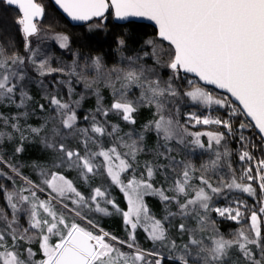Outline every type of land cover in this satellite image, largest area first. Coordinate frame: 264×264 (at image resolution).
I'll return each instance as SVG.
<instances>
[{"label": "snow or ice", "instance_id": "snow-or-ice-1", "mask_svg": "<svg viewBox=\"0 0 264 264\" xmlns=\"http://www.w3.org/2000/svg\"><path fill=\"white\" fill-rule=\"evenodd\" d=\"M54 2L74 21L95 18L102 25L109 12L120 21L146 19L156 26V38L145 41L147 49L122 55L120 63L111 67L99 56L83 64L77 57L71 65L53 67L39 46L32 47L31 38L41 37L39 21L44 7L37 0H3L18 9L15 24L28 55H9L0 45V105L17 109L7 114L0 111V149L5 141L18 136L21 143L15 152L20 153L23 141L35 136L50 150L51 160L48 165H34L39 175L36 182L24 176L18 165L5 160L0 151V165L23 180L17 187L14 177L0 169V177L13 184L11 189L0 184L4 201L0 206V264H165L161 249L173 264H264V158L253 156L249 148L257 145L252 136L244 134L254 128L264 143V0ZM53 38L61 49L68 48L67 35L55 34ZM118 43L123 48L124 40ZM28 65L39 77L56 73L68 77L54 80L51 92L45 88L48 114L39 126L26 123L33 100L22 83ZM161 69L169 70L167 78ZM182 73L194 74L205 85L225 90L240 107H233L226 97L213 95L196 81L187 80L188 88H183ZM73 78L97 100L95 109L82 116L79 110L85 94L72 99ZM39 83L44 86L43 80ZM56 84L66 86L68 99ZM101 84L110 90V106L104 104ZM185 98L204 108H228V119L193 112L185 114L181 123L179 104ZM39 108L46 111L44 104ZM141 108L153 109L154 118L140 131L133 127L120 135V125L107 120L114 113L135 126ZM233 117L250 120H240L234 129ZM189 124L222 126L226 133L191 132ZM149 132L156 137V147L153 159L145 161L140 171L138 156L145 151L143 142ZM226 135L238 136V159L254 161L255 174L248 166L237 177L230 160L232 151L222 144ZM201 137H207L206 144ZM173 143L185 148L191 145L211 155L195 168L171 155ZM160 159L168 163H159ZM177 166L182 167L178 175ZM70 172L75 176L69 178ZM96 177L101 181L93 186L91 181ZM81 181L89 185L88 194L80 190ZM112 186L123 193L127 210L111 198ZM232 191L259 195V211L250 210L241 200L216 206L218 197ZM38 193H46V197ZM146 196L159 199L163 208L160 217L148 207ZM92 213L121 215L127 239L100 228L90 218ZM212 213L240 227L225 236ZM138 229L152 242L151 250L140 247Z\"/></svg>", "mask_w": 264, "mask_h": 264}, {"label": "trees", "instance_id": "trees-1", "mask_svg": "<svg viewBox=\"0 0 264 264\" xmlns=\"http://www.w3.org/2000/svg\"><path fill=\"white\" fill-rule=\"evenodd\" d=\"M42 6L45 9V13L42 19V27H41V50L43 55L50 57V63L53 67H62L71 65L73 60L80 58L79 62L83 64L86 60H90L93 57H102L103 62L111 67L115 64L120 63L121 56H128L131 55L134 51H139L141 48L147 49V45H145V41L149 39L156 38L155 30L146 24L141 23H128L125 25H118L113 22L112 15L109 12L106 15V19L103 21L101 25V21H93L88 25L85 26H73L71 25L52 5L50 0H43ZM97 25H101L97 27ZM55 34H63L69 37V46L66 49H61L59 47V42L54 43L53 37ZM123 39L125 44L123 48L119 46V40ZM166 45V44H165ZM151 63V62H150ZM166 70H161L162 74H166ZM169 71V70H168ZM183 80L181 81L182 87L187 89V80L196 81L200 86H202L197 80L193 79L190 76H185L181 74ZM55 76V75H54ZM48 76L45 77L47 80L54 81L56 80V76ZM50 81L44 82V86L39 88V97H38V113H39V105H45V88L48 91L47 83ZM60 92L59 84L55 85ZM204 87V86H202ZM101 91L105 96L106 100L109 98L110 90L105 88L102 84L100 85ZM206 88L209 92L213 95L218 97L227 98L231 101L227 96L221 94L211 88ZM63 93V92H62ZM90 103H93L91 99L87 100L88 106ZM232 103V102H231ZM233 107L239 108L237 105L232 103ZM180 108V117L181 123H184L186 119L187 113H196L197 115H205V116H212V117H219L221 119H228V108L223 107H212V108H204L202 106L196 105L187 101L186 98L182 100L179 104ZM82 116L84 115L83 112H79ZM137 123L134 126L137 131H140L144 124H146L149 120L153 119V109L150 108H141L140 111L136 114ZM233 128H238L240 120H248L246 117H233ZM81 123H85L81 120ZM188 128L191 132H203V131H219L225 132L222 126L216 125H192L189 124ZM245 136H252L254 138V143H256V148H249L251 153L257 159L264 158V143H262L258 139V134L256 133L255 129L253 128L251 131H245ZM39 138V137H37ZM202 141L206 144L207 137H201ZM38 143V142H37ZM36 143V163H50L51 156L46 157L40 149L41 144ZM156 144V137L154 133H147L145 135V140L143 142V147L145 151L138 156L139 163L141 165L140 171L143 170L142 165L147 160L153 159V150L155 149ZM222 144L226 145L231 151L232 156L230 157L232 167L236 170V175L239 177L242 173V170L248 166H252L255 174V163L254 161L249 162H241L238 159L239 152H240V142L238 140V136H227L225 140L222 141ZM180 160L184 161L185 163H191L195 168H200L202 164H204L209 159V153L205 151H188L184 150L179 152ZM178 161V160H177ZM177 171L181 170L180 166H177ZM157 179V177H156ZM158 181V180H157ZM247 182V181H245ZM257 187L258 184L254 185ZM115 194V201L116 203L121 206L125 207L124 197L122 196L121 192L114 188ZM42 198H45L44 195L38 193ZM260 199L259 195L256 197L249 196L246 193H242L239 191H232L226 192L221 197H218L216 200V206L223 207L227 205L232 200H241L245 201L249 209H255L257 212L260 208V203L258 202ZM145 201L148 207L152 210V212L159 217L162 211V205L157 197L154 196H146ZM212 219L216 221V227L219 228L220 232L223 233L225 236H229V234L240 227L237 223L223 219L217 216L215 213H212ZM100 228H103L105 231L110 232L112 235L119 237L122 240L127 239L126 233L123 228V223L118 215H110L108 217H97L95 219ZM34 247H36L34 245ZM140 247L144 249L151 250L153 245L151 241L145 240ZM128 251L127 248L123 249ZM165 264H173L171 261H167V254L165 253Z\"/></svg>", "mask_w": 264, "mask_h": 264}, {"label": "rangeland", "instance_id": "rangeland-1", "mask_svg": "<svg viewBox=\"0 0 264 264\" xmlns=\"http://www.w3.org/2000/svg\"><path fill=\"white\" fill-rule=\"evenodd\" d=\"M41 39H42V36H41ZM53 41H54V43H57V40H55V39H53ZM42 42V41H41ZM151 61H149V63H150ZM161 70H166L165 72H166V74H164V76H165V78H167V76L170 74V72L167 70V69H161ZM55 76H56V80H66V79H68V77L67 76H64V75H62V74H59V73H56V74H54ZM53 75V76H54ZM55 76H54V78H55ZM41 80H43V82H46V81H50V80H47L45 77H39V81H41ZM73 83H74V87H75V94L72 96V99H79L80 98V93H84L85 94V98L82 100V102H81V106H80V110H79V112H83L84 114H87L88 112H90V111H92V110H94L95 109V107H96V103H97V100H96V96L94 95V94H92L90 91H86L84 88H83V85L82 84H75V80H74V78H73ZM41 84L39 83V88H41ZM59 86H60V89L62 90V94H65V99H68V97H67V95H66V92H67V88H66V86H64V85H60L59 84ZM47 88H48V91L49 92H51L52 90H53V83H52V81H50L49 83H47V86H46ZM56 87V86H55ZM57 88V87H56ZM102 92V91H101ZM102 95H103V93H102ZM216 96V95H215ZM103 97H104V104H105V106H110V104H111V102H112V95H111V93H109V98H108V100H106V98H105V96L103 95ZM218 97V96H217ZM223 98V97H222ZM88 99H91L92 101H93V103H90V105L88 106V104H87V100ZM186 100L187 101H189L187 98H186ZM212 107H219V106H212ZM211 107V108H212ZM45 109H46V111H44V112H41V110H40V108H39V113H38V120H37V126H39L42 122H43V120L45 119V117H46V115L48 114V112H47V109H48V104H47V102L45 101ZM154 118V117H153ZM107 120L110 122V124H118V125H120V128H121V132L119 133L120 135H123L125 132H128L129 130H131L134 126H132V125H128V124H126L124 121H122L121 119H120V117L119 116H117L116 114H114V113H110L109 114V116L107 117ZM81 125L82 126H86L85 125V123H81ZM51 125H49V127H50ZM111 129L109 128V131H110ZM187 139H191V137H188ZM37 144H41V149H40V151L46 156V157H48V156H51V152H50V150H47V149H45L44 148V146H43V144L40 142V138H37ZM155 146H156V144H155ZM172 147H173V149H174V151L172 152V156H174L175 158H176V160H178V161H181L180 160V154H179V152H181V151H184V150H188V151H204V150H201V149H198V148H195L194 146H191V145H189V147H187V148H185L184 146H182V145H178V144H175V143H173L172 144ZM209 155H211L210 153H209ZM159 163H168V161L167 160H164V159H160L159 160ZM49 164V163H48ZM48 164H46V163H40V164H38V163H36V165H48ZM182 171V167H181V170L180 171H177L176 170V174L178 175L180 172ZM226 171V170H225ZM199 173H197V175H198ZM68 176H69V178H71V177H74L75 176V173L74 172H70V173H68L67 174ZM161 179V177H159V176H157V180L159 181ZM35 181L36 182H38L39 181V175H38V172H37V170L35 169ZM100 181H101V177H96V178H94L92 181H91V184L93 185V186H97V185H99V183H100ZM157 186H159V185H157ZM114 188H116L117 190H119L120 191V189L118 188V187H116V186H112V187H110L109 188V191H110V193H111V198L113 199V200H115V194H114ZM80 190L82 191V192H84L85 194H88V192H89V185L88 184H84L82 181L80 182ZM121 192V191H120ZM42 195H44L45 197H46V193H41ZM121 194H122V196L124 197V195H123V193L121 192ZM171 194V193H170ZM124 201H125V204H126V200H125V198H124ZM119 206V205H118ZM109 207V210L110 211H112V209H111V206H108ZM121 209H124V210H127V204L125 205V207H121V206H119ZM172 210L173 211H175L176 209H175V205H172ZM162 211H163V209H162ZM162 211H161V213H160V215H159V217L162 215ZM113 215H118V214H113ZM108 217V216H104V215H101V214H96V213H92V214H90V218H93V219H97V217ZM118 216H120V218H121V220H122V223H123V217L121 216V215H118ZM158 217V216H157ZM179 221H177V223H178ZM192 226L193 227H195V222L193 221L192 222ZM123 228H124V231H125V235H126V237H127V232H126V230H125V225H124V223H123ZM185 239H186V237H185ZM145 240H148L147 239V237H146V234H145V232L142 230V229H138L137 230V241H138V243H139V245H142L143 244V242L145 243ZM150 241V240H149ZM151 244H152V242H151ZM125 249V248H124ZM125 251V250H124ZM129 251V250H128ZM161 251L163 252V254L165 255V253L167 254V252L165 251V250H163V249H161Z\"/></svg>", "mask_w": 264, "mask_h": 264}, {"label": "water", "instance_id": "water-1", "mask_svg": "<svg viewBox=\"0 0 264 264\" xmlns=\"http://www.w3.org/2000/svg\"><path fill=\"white\" fill-rule=\"evenodd\" d=\"M50 2L52 3V5L55 7V9L73 26H85V25H88L90 24L91 22L93 21H97L99 19H93L91 21H87V22H83V21H74L72 20L69 16H67L66 13L63 12L62 9L59 8L58 5L55 4L54 0H50ZM108 14V13H107ZM106 14V15H107ZM43 19V18H42ZM112 19H113V22L118 24V25H125V24H128V23H141V24H146V25H149L151 26L155 32L157 33V28L156 26L154 25L153 22L151 21H148L146 19H143V18H130L128 21H120V20H116L113 16H112ZM166 44V42H165ZM183 74V73H182ZM184 75V74H183ZM187 76H190L192 77L193 79L197 80L202 86L204 87H207V88H211L221 94H224L225 96H227L232 103H234L235 105H237L238 107H240L239 105V102L235 100V98L231 97V95L229 93H227L225 90H222V89H217L215 86L213 85H205L202 81H199L197 77L194 76V74H187ZM248 120H250V118H247ZM256 133L258 134L257 130L255 129Z\"/></svg>", "mask_w": 264, "mask_h": 264}]
</instances>
